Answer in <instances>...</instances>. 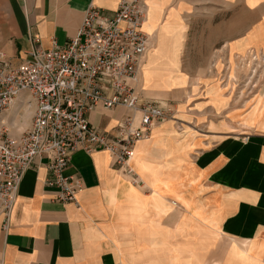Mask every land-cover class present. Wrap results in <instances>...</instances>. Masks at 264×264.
Instances as JSON below:
<instances>
[{
  "label": "crops",
  "instance_id": "1",
  "mask_svg": "<svg viewBox=\"0 0 264 264\" xmlns=\"http://www.w3.org/2000/svg\"><path fill=\"white\" fill-rule=\"evenodd\" d=\"M120 1L0 0V49L20 64L35 46L50 48L54 41L64 44L75 36L90 5L112 14ZM146 1L150 34L171 28L176 15L185 26L186 14H235L237 6L236 0ZM240 3L243 19L233 15L218 24L211 21L214 38L200 65L199 60L189 63L181 50L175 58L161 34L153 38L140 92L173 102L176 113L136 146L132 164L142 184L132 183L108 151L81 150L66 174L80 176L84 187L78 204L64 203L46 184L48 159H37L21 183L9 228L0 222V264H241L233 256L222 261L225 255L220 261L199 260L207 229L228 241L229 256L231 243L247 244L254 264H264V129L247 137L228 131L199 135L209 109H227L226 102L214 103L205 93L219 71L204 61L221 43L229 56L264 48V38L252 40L258 29L264 33V0ZM257 5L261 16L253 23L248 13ZM22 111L19 100L7 115L20 130L31 124V114L22 117ZM124 114L123 108L98 107L89 120L113 131ZM215 247L207 251L219 257L223 248Z\"/></svg>",
  "mask_w": 264,
  "mask_h": 264
},
{
  "label": "built area",
  "instance_id": "2",
  "mask_svg": "<svg viewBox=\"0 0 264 264\" xmlns=\"http://www.w3.org/2000/svg\"><path fill=\"white\" fill-rule=\"evenodd\" d=\"M146 0H121L106 13L90 5L75 36L50 48L35 46L30 59L14 64L0 49V222L7 230L21 183L37 159L47 158L46 184L57 189V200L78 204L84 180L67 175L78 151H108L115 166L134 184L142 180L133 167L136 146L148 140L155 126L173 118L176 107L141 95L143 67L153 46L143 29ZM25 95V96H24ZM26 129L13 125L8 112L16 102ZM123 108L113 131L93 125L96 108Z\"/></svg>",
  "mask_w": 264,
  "mask_h": 264
},
{
  "label": "rangeland",
  "instance_id": "3",
  "mask_svg": "<svg viewBox=\"0 0 264 264\" xmlns=\"http://www.w3.org/2000/svg\"><path fill=\"white\" fill-rule=\"evenodd\" d=\"M205 1L204 3H206ZM239 1L236 0L235 14H212L206 12L186 14L185 26L179 15H176L173 18L174 21L171 23V28L158 31L156 34L153 32L151 34L152 39H155V35L159 37L161 34L166 41L170 42L168 44L171 45H167V47L173 50L172 53L175 58L179 56V50H181L182 57L187 56L189 63L190 60L193 63L199 60L200 65L203 63L202 59H205L207 55L208 44L214 38L211 21L215 20L218 24L225 17L233 15H236V19H243L245 15L243 13L244 7L242 3L239 4ZM259 1L252 0V3L253 5L259 4ZM199 3H202L201 0H199ZM214 15L215 19H213ZM248 15L253 23L258 22L261 16L260 5H257L256 9L248 13ZM145 29L149 30L146 23ZM184 30L185 34L183 36ZM263 38L264 33L262 29H258L252 35L253 41ZM181 42L183 43L181 44ZM228 53V47L225 43H221L213 50L209 61H204L212 71L216 68L219 71V74L215 76L216 82L213 85H208L205 93L210 95L212 102H226L227 106L226 110L209 109L210 119L207 120L206 124L199 123V135L205 136V138H209L212 132L215 131H228L232 135L244 132L245 137H247L264 129V48L252 47L246 51H242L240 54L231 56ZM215 64H217L216 67H214ZM147 78H149L148 73ZM202 84L204 85V82ZM233 113H235V116L231 117ZM205 232L207 235L199 242L202 245V250H204V253L199 252V260L220 261V258L225 255L222 261H228L233 256L234 261L241 264L256 263V260H253L249 256L247 244L241 245L235 243L233 245L234 243H231L229 248H231L230 251L234 250V253L232 252L229 256V254H226L228 241L208 229ZM212 245H215V248H223V253L221 252L222 254L219 257L217 253H208L207 250ZM238 249L243 251L241 252V256L236 258L235 253Z\"/></svg>",
  "mask_w": 264,
  "mask_h": 264
},
{
  "label": "bare ground",
  "instance_id": "4",
  "mask_svg": "<svg viewBox=\"0 0 264 264\" xmlns=\"http://www.w3.org/2000/svg\"><path fill=\"white\" fill-rule=\"evenodd\" d=\"M148 3V2H147ZM148 9H149V6H148ZM145 22H146V20H145ZM145 22H144V24H143V29H145ZM146 30V29H145ZM147 31V30H146ZM243 250H241V249H238V251L235 253V257L237 258V257H239V256H241V252H242Z\"/></svg>",
  "mask_w": 264,
  "mask_h": 264
}]
</instances>
